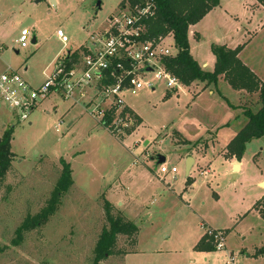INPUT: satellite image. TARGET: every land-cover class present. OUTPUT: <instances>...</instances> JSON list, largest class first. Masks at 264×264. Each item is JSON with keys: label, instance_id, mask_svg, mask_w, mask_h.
<instances>
[{"label": "rangeland", "instance_id": "rangeland-1", "mask_svg": "<svg viewBox=\"0 0 264 264\" xmlns=\"http://www.w3.org/2000/svg\"><path fill=\"white\" fill-rule=\"evenodd\" d=\"M121 1L57 0L53 6L50 0H0V73L9 68L32 86L41 85L57 56L91 45L90 37L104 31L106 19L118 12ZM244 8L251 11L253 23L264 20V12ZM22 29L31 32L24 49L16 44ZM173 42L168 37L166 44ZM200 55L207 60L205 50ZM166 91L160 84L153 93L125 96L143 122L123 143L79 102L52 95L26 122H18L0 105V137L13 127L14 155L0 187V264H93L95 243L107 226L104 199L112 203L114 216L133 222L137 237L131 248L130 240L120 236L116 248L129 253L99 264H264L263 257L252 256L264 247V220L254 212L246 215L264 192L258 186L264 183V141L248 144L238 179L232 181L225 163L231 157L221 150L236 123L222 98L217 93L195 97L194 85L178 88L168 98ZM225 123L230 126L221 127ZM210 135L214 137L206 141ZM206 152L210 169L198 167L190 176L194 186L186 185V156L197 159ZM160 155L168 168H176L174 178L157 176L155 159ZM60 159L70 165L72 187L47 222L13 246L18 227L46 206L60 174ZM206 233L214 250L216 235L223 248L196 251Z\"/></svg>", "mask_w": 264, "mask_h": 264}, {"label": "built area", "instance_id": "built-area-1", "mask_svg": "<svg viewBox=\"0 0 264 264\" xmlns=\"http://www.w3.org/2000/svg\"><path fill=\"white\" fill-rule=\"evenodd\" d=\"M153 12L149 3L119 7L106 19L104 31L90 37V46L57 56L53 71L41 85L32 86L8 68L0 74V105L18 122H26L41 102L56 95L73 104L81 103L98 125L124 137L135 128L125 96L136 97L141 91L153 93L160 84L169 92L181 86L164 66V60L175 58L177 53L174 42L166 44L171 35L157 39L147 36L146 20ZM56 36L66 45L61 31ZM30 37L31 32L22 29L16 44L20 49L27 48ZM176 174V168H168L165 163L158 167L157 176L174 178ZM215 238V250L219 251L222 239L217 235Z\"/></svg>", "mask_w": 264, "mask_h": 264}, {"label": "trees", "instance_id": "trees-1", "mask_svg": "<svg viewBox=\"0 0 264 264\" xmlns=\"http://www.w3.org/2000/svg\"><path fill=\"white\" fill-rule=\"evenodd\" d=\"M220 0H122L119 7L128 5L132 8L146 3L152 4L154 12L146 23L147 36L150 39L171 35L174 46L177 49L175 58L165 59L164 66L168 73L178 78L180 84L189 87L194 82L205 83V86L216 84L220 78L232 89L244 91L249 94L258 93L259 109L256 111L244 108L242 116L245 119V126L230 140L226 152L236 161L241 162L247 145L254 140L264 139V85L240 59L239 53L243 46L235 49H227L224 46L212 44L210 52L215 57V63L211 73L204 72L197 62L190 56L188 30L192 25L198 24L212 9L219 6ZM262 1V0H259ZM264 2V1H263ZM264 4V3H263ZM75 58V57H74ZM231 107V106H230ZM135 120V128L127 131L125 136H116L110 133L119 143H123L125 137L134 133L141 125L140 118L131 110H127ZM13 127L3 132L0 137V187L6 175L11 170L14 155L11 153ZM186 144V143H185ZM61 166L59 177L46 206L35 216H28L15 232V239L11 242L13 246H19L23 235L32 229L44 225L60 207L61 199L66 195L73 185L72 171L70 165L63 159L59 160ZM192 181L186 178V185ZM264 220V197L252 207ZM103 216L107 226L102 228L93 249V264L108 259L111 256L121 257L129 252L120 251L116 248L118 238L126 237L130 240L129 245L134 248L136 245L137 228L128 218L120 215H113L112 203L103 200ZM208 233L204 234L195 246L199 252H215ZM253 257L264 258V247L256 250Z\"/></svg>", "mask_w": 264, "mask_h": 264}, {"label": "crops", "instance_id": "crops-1", "mask_svg": "<svg viewBox=\"0 0 264 264\" xmlns=\"http://www.w3.org/2000/svg\"><path fill=\"white\" fill-rule=\"evenodd\" d=\"M245 1L247 0H220V4L218 7L209 11V13L198 24L192 25V27L189 28L187 34L189 42V53L204 72L211 73L215 63V57L210 52V46L212 44L224 46L227 49H235L239 46H243V49L239 53V59L241 63L251 72H253L259 82L264 85V20L259 24L253 23L251 19H249L250 17L248 12L250 10L244 8L245 6H249V8L255 10L256 12L257 10H259V12H264V2L259 0H248V5L242 4L245 3ZM239 3L242 5H240ZM204 50L205 55L207 56L206 61H204L202 59V55H200V53H202ZM193 85L195 86V90L198 91L197 94L195 93V97H199L201 96V94H207L211 98L214 97L217 93L222 98V101L224 102L226 107L230 109L233 114V120L235 121L234 125L236 123L233 131L231 132V139L238 133L241 128L245 126V119L242 116L243 109L248 107L251 110L256 111L260 108L258 102V94L253 95L254 97H250V95L248 93L246 94V92L232 90L224 82L223 78H220L216 84H211L210 86H205V83L194 82L189 87ZM183 88L188 87H184L181 85L179 87V91H182ZM219 89H221L222 91ZM166 92L167 98L171 97L173 93H177V91ZM234 103H237V105H235ZM129 108L140 118L142 125V117L138 114L137 111L133 110L131 107ZM141 125L138 127L137 131H139ZM228 126H230L229 123L221 125V127ZM178 135L180 134L178 133ZM210 136L211 138L209 137V139H207L206 141L210 139L212 140V138L214 137V135ZM260 140L264 141V139H259L251 141L249 144ZM184 142L189 143L188 140H184ZM210 143L213 142L210 141L209 144ZM226 147L221 150L222 154L226 152ZM208 152H206L203 156L198 157L197 159L191 157L194 164L187 178L192 181V186H194V179L190 178V176L192 173L194 174V172H196V169L198 167L202 165H209L208 167L210 169L211 162H209L206 158V154ZM257 156L258 155L256 154L255 158H257ZM213 157L212 159H214ZM186 158L188 157L186 156ZM225 163L229 166L230 174H232L233 165L239 164V170L235 174L234 180L238 179L239 173L242 169V162H238L233 157H231L226 159ZM207 172L209 173V170ZM234 180L232 179V181ZM261 183L262 182H259L258 186H260ZM260 197L261 198L259 200L264 197L263 191H261ZM252 207L246 213V215L250 212L257 213L255 210H252ZM257 214L259 215V213Z\"/></svg>", "mask_w": 264, "mask_h": 264}, {"label": "water", "instance_id": "water-1", "mask_svg": "<svg viewBox=\"0 0 264 264\" xmlns=\"http://www.w3.org/2000/svg\"><path fill=\"white\" fill-rule=\"evenodd\" d=\"M39 1L40 0H35V3H38ZM50 3L53 6H55V0H50ZM100 4H101L100 1H98V2L95 3L96 8L98 10H100V8H101V5ZM31 44L32 45H35L36 44V40H35L34 37H33L32 41H31ZM16 53H18V52H16ZM155 162L157 163V167H159L161 164H164L165 163V158L163 156H161V155L160 156H157L156 159H155ZM185 162H186L185 163V178H187L188 175H189V172H190V170H191V168H192V166L194 164V162H193V159L191 157L186 158ZM238 170H239V164H234L233 165V168H232V179L233 180L235 179V174L238 172ZM260 186L261 187H264V183H262Z\"/></svg>", "mask_w": 264, "mask_h": 264}]
</instances>
